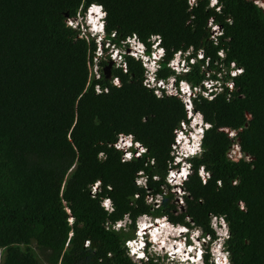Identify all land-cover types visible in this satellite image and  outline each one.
<instances>
[{
  "label": "trees",
  "instance_id": "1",
  "mask_svg": "<svg viewBox=\"0 0 264 264\" xmlns=\"http://www.w3.org/2000/svg\"><path fill=\"white\" fill-rule=\"evenodd\" d=\"M253 1L218 0L209 7L210 0H0V264H160L125 255L134 224L119 231L105 226L125 215L132 222L140 215L182 225L190 220L204 231L210 215L223 216L231 263L264 264V15ZM91 4L104 7L106 30L118 45L136 36L149 53L148 39L160 38V79L172 75L166 64L176 53L188 56V71L178 79L192 87L207 73L217 79L230 63L243 70L231 78L232 91L193 98L211 130L201 156L191 161L184 208L164 182L184 106L178 97H157L129 56L124 68L99 61L100 78L92 77L93 43L64 24ZM209 22L222 30L216 42ZM225 130L237 132L251 160L227 158L233 141ZM120 135L132 136L147 154L121 162L113 146ZM200 166L210 176L205 184ZM140 172L147 177L143 186L135 183ZM159 194L155 208L147 197ZM103 198L111 200L112 213L101 208Z\"/></svg>",
  "mask_w": 264,
  "mask_h": 264
},
{
  "label": "clouds",
  "instance_id": "2",
  "mask_svg": "<svg viewBox=\"0 0 264 264\" xmlns=\"http://www.w3.org/2000/svg\"><path fill=\"white\" fill-rule=\"evenodd\" d=\"M217 1L210 0L209 7L217 6ZM210 4H214V6ZM106 22L107 12L103 6L98 4L88 5L85 9L80 8L75 16L67 17L64 20L65 26L75 31L80 40H84L86 43H93L95 50L90 72L95 80H99L100 78L99 61L105 60L108 63L116 64V68H124V57L129 56L138 61L144 71L147 70L144 74V81L147 79L148 87L153 92L155 90L160 92L159 98L163 96L178 97L182 102L185 110V120L180 122L178 127L173 131V141L169 152V156L171 157L170 167L167 168L164 182L168 190L174 195L177 206L184 208L183 197L185 196V190L183 186L194 172L191 161L201 156L205 134L211 130V125L204 120L203 115L193 108V98L204 96L201 92L192 96L190 90L192 86L184 80L178 79L188 71V56L180 53L174 60L173 66L176 67L174 70L169 66V60L166 68L172 72V75L167 79H160L157 77V72L161 69V64L165 58V51L160 44V38L152 36L148 39L151 50L149 53L146 45L137 39L136 36L126 38L118 45L114 41L115 33L107 32ZM153 37L157 38L152 40ZM156 51L158 52L156 53ZM153 54H155L154 61L150 59ZM145 57L149 59V66L144 68ZM189 63L192 64L190 60ZM181 64L186 65L185 70H183V67L181 68ZM146 72L150 73V76H146ZM114 80L116 79H113L111 83L113 86H116L117 84L114 85L113 83ZM168 80H172L173 82L172 86L175 91L173 95L166 93L169 90L167 88L170 86V81ZM159 81L169 84L164 88H160L157 86ZM182 84H185L184 86L187 87L185 94H182L180 91L181 86H183ZM101 91L102 89L99 86L95 87L96 94H99ZM105 91L103 90V92ZM213 94L216 95L217 93H212L211 95ZM184 100L188 101L187 108L185 107ZM247 120H250V116H247ZM225 133L228 136L229 133L235 134L232 137L229 136L233 141L231 148L236 145V142L237 144L239 143L237 132L225 130ZM123 137H128L123 146L117 149L115 147L116 142L113 145L121 154V162H130L133 158L140 159L147 154L146 148L140 142L134 140L132 136L123 135ZM237 155L239 159L234 162L240 160L248 162L250 160V158L242 154L239 144ZM197 175L202 184H205L210 179L209 173L203 166L197 169ZM141 179L142 181L139 182ZM146 179L147 177L144 174L141 172L137 173L135 183L138 186H143ZM99 188L100 184L97 182L90 188V194L95 195ZM147 199L148 203L154 205L156 208L162 200V195L149 196ZM99 203L106 213H112L110 199H100ZM71 222L72 220L69 219V223ZM186 222L188 225L173 224L166 217L149 215H140L132 222L130 217L125 215L122 220L107 223L105 226L108 230L119 231L121 229L125 230L128 226L134 224V237L123 244L125 255L133 262H147L148 259H154L160 264H232L227 246L231 235L228 223L223 216H209V231H204L190 220ZM140 255L142 258L138 260Z\"/></svg>",
  "mask_w": 264,
  "mask_h": 264
},
{
  "label": "built area",
  "instance_id": "3",
  "mask_svg": "<svg viewBox=\"0 0 264 264\" xmlns=\"http://www.w3.org/2000/svg\"><path fill=\"white\" fill-rule=\"evenodd\" d=\"M190 2L192 3L193 0H190ZM210 5L211 6H214V4H210ZM208 26H210V29H211L210 30L211 31L210 39H212L214 42H216L217 41V38L221 35V31L222 30H221L220 27H217V26L213 25L211 22L208 23ZM155 38H157V37H153L152 40H155ZM157 52L158 51H156V53ZM179 55H180V53H176L173 56V58L170 60L169 66L171 67L172 70L176 69V67L173 66V64H174L175 58L177 56H179ZM154 56H155V54H153L152 57H150V59H152L153 61L155 59ZM218 56H219L220 59H223L224 58V53L223 52H219L218 53ZM197 59H199V60L203 59V53H202V51H199L197 53ZM190 62L194 63L195 60L194 59H190ZM148 66H149V59L147 57H145L144 58L143 67L145 68V67H148ZM182 67H183V70L186 69V65L181 64V68ZM178 70H180V69H178ZM145 71H147V70H145ZM221 72H224V73L217 74V79H215V80L211 79L210 78V74L207 73L206 74V79L201 83L200 86L192 87V89H190L191 90V95L194 96V95L198 94L199 92H201V94L205 98H207V99L210 100L212 98V95H211L212 93H215V94L216 93L217 94L223 93L224 92V87L227 88V89H229L230 91H232L234 89V84H233L231 78H235L236 76L241 75L242 74V70L240 68L236 67V65L234 63H230V69H229V71L227 72L226 70H223ZM225 73H226V75L227 74L229 75V79H227V80H224V77L225 76H223V74H225ZM147 75L150 76V73H147L146 72V76ZM168 81H170L169 82L170 83V86H169V88H167L169 90H167L166 93L168 95H173V94H175L174 88L172 86L173 82H172V80H168ZM113 83H114V85H116L117 84V80H114ZM169 83H165L164 81H159L158 84H157V86L160 87V88H164ZM144 84H145L146 87L149 86L147 79L144 81ZM182 85L183 86H181L180 91H181L182 94H185L186 91H187V87L184 86L185 84H182ZM154 94L157 97H160L159 96L160 95V92L158 90H155L154 91ZM184 104H185V107L187 108L188 101L187 100H184ZM234 135H235L234 133H229V136L230 137H232ZM127 139H128V137L125 138V137H123V135H120L118 137L117 141H116L115 147L117 149H119L121 146H123L125 144V141ZM235 144L236 145L233 146L231 148L230 152L227 154L228 159L230 161H233V162L234 161H237L239 159V157L237 155L238 144H237V142Z\"/></svg>",
  "mask_w": 264,
  "mask_h": 264
},
{
  "label": "rangeland",
  "instance_id": "4",
  "mask_svg": "<svg viewBox=\"0 0 264 264\" xmlns=\"http://www.w3.org/2000/svg\"><path fill=\"white\" fill-rule=\"evenodd\" d=\"M115 65V68H116V64H114ZM110 64L108 65V66H106V70H105V72H106V75L108 76V78H110ZM142 181V179L141 180H139V182H141ZM180 203V202H179ZM143 220H144V218H143ZM33 248H34V251H35V253L36 254H40V251L36 248V246L35 245H33ZM2 257H3V254H2V251H0V261L2 260ZM132 259H134V258H132ZM135 260V259H134ZM135 261H137V260H135Z\"/></svg>",
  "mask_w": 264,
  "mask_h": 264
},
{
  "label": "water",
  "instance_id": "5",
  "mask_svg": "<svg viewBox=\"0 0 264 264\" xmlns=\"http://www.w3.org/2000/svg\"><path fill=\"white\" fill-rule=\"evenodd\" d=\"M255 5L258 6V8L261 9L263 15H264V0H259V2H257V0L253 1ZM108 78V76L106 77ZM251 160V159H250Z\"/></svg>",
  "mask_w": 264,
  "mask_h": 264
},
{
  "label": "bare ground",
  "instance_id": "6",
  "mask_svg": "<svg viewBox=\"0 0 264 264\" xmlns=\"http://www.w3.org/2000/svg\"><path fill=\"white\" fill-rule=\"evenodd\" d=\"M142 258V256L140 255L139 257H138V260H140Z\"/></svg>",
  "mask_w": 264,
  "mask_h": 264
},
{
  "label": "crops",
  "instance_id": "7",
  "mask_svg": "<svg viewBox=\"0 0 264 264\" xmlns=\"http://www.w3.org/2000/svg\"><path fill=\"white\" fill-rule=\"evenodd\" d=\"M134 232H135V229H134ZM132 239V238H131ZM127 241V240H126ZM123 252H124V250H123Z\"/></svg>",
  "mask_w": 264,
  "mask_h": 264
},
{
  "label": "snow or ice",
  "instance_id": "8",
  "mask_svg": "<svg viewBox=\"0 0 264 264\" xmlns=\"http://www.w3.org/2000/svg\"><path fill=\"white\" fill-rule=\"evenodd\" d=\"M173 175H175V173H173Z\"/></svg>",
  "mask_w": 264,
  "mask_h": 264
},
{
  "label": "flooded vegetation",
  "instance_id": "9",
  "mask_svg": "<svg viewBox=\"0 0 264 264\" xmlns=\"http://www.w3.org/2000/svg\"><path fill=\"white\" fill-rule=\"evenodd\" d=\"M107 90V89H106Z\"/></svg>",
  "mask_w": 264,
  "mask_h": 264
}]
</instances>
